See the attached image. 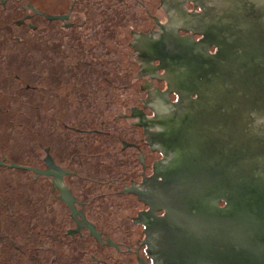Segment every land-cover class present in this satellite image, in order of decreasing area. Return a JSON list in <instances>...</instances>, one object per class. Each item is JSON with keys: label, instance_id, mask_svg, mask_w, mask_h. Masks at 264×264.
I'll list each match as a JSON object with an SVG mask.
<instances>
[{"label": "water", "instance_id": "95a60500", "mask_svg": "<svg viewBox=\"0 0 264 264\" xmlns=\"http://www.w3.org/2000/svg\"><path fill=\"white\" fill-rule=\"evenodd\" d=\"M56 2L43 0L49 10ZM168 2L79 0L89 15L79 30L57 22L37 28L36 16L17 27L22 2L0 5V156L54 176L62 200L73 208L61 180L67 171L49 157L50 169L41 170L48 148L59 165L77 173L66 181L88 202L89 218L131 247L141 238L131 219L144 207L134 195L118 192L161 159L133 113L154 116L144 105L148 83L176 100L163 80L143 73L132 32L157 33L154 18L166 26L174 12ZM199 2L203 10L195 22L202 42L175 39L168 48L149 42L169 69L166 82L182 96L174 104L181 109L163 117L160 135L174 148L160 196L168 200L163 209L174 231L172 253L180 264H264V0ZM62 3L66 8L70 1ZM179 5L201 12L196 1ZM197 44L205 49L199 55ZM211 46L213 54L206 50ZM194 93L198 99L190 98ZM0 198L18 215L12 226L0 204V255L9 239L19 243L20 234L48 244L49 235L68 228L48 179L0 169Z\"/></svg>", "mask_w": 264, "mask_h": 264}, {"label": "flooded vegetation", "instance_id": "af4514ba", "mask_svg": "<svg viewBox=\"0 0 264 264\" xmlns=\"http://www.w3.org/2000/svg\"><path fill=\"white\" fill-rule=\"evenodd\" d=\"M8 0H0V5H3ZM22 2L20 10L21 18L17 17L14 21L15 25L22 26L26 24L28 19H32V16L38 18L37 28H43V23L50 24L57 22L58 26L63 29L71 30L73 28L79 30L82 25H86L89 22V15L87 8H81L79 0H69V5L65 8L63 0H57L52 5L51 10L44 6L43 0H39L37 5L28 0H19ZM168 10L174 11L170 16L169 21L161 24L154 18L155 24L158 26L159 31L149 32V34H136L132 32L135 40L133 43L134 49L139 59L142 62L143 73L147 74L151 78L164 81L166 83V94H174L176 100H167L162 96V92L152 89L151 84H146L145 89L149 92L148 99L144 102L145 106H149L154 110L153 117H146L142 110H134L133 115L138 118V124L143 128L146 133V144L152 149L157 150L161 154V159L153 161L151 164V170L149 173H141L140 181L132 180L130 185H123L122 189L118 192L120 194H132L136 200L143 205L144 209L138 212L136 217L131 219V222L137 227L141 228V238L135 239V245L131 247L126 243L124 237L121 239H115L107 229L104 230L101 223L89 218L87 207L88 202L82 201L74 193V190L70 184L66 181L67 177H75L77 173L70 170L66 166L59 165L48 154V148L43 150V167L41 170L50 169L45 162V159L49 157L51 161L63 171L67 173L62 176V183L66 187L67 191L73 198V208L69 207L66 202L62 200L61 189H59V180L54 176H46L43 174H35L32 171L21 169L23 165L14 164L9 161L6 156H0V169H18L33 174V179L45 178L50 180L51 190L55 193V197L60 204L66 209V217L69 222L68 228L60 234V229L56 230V233L49 235L48 244H44L41 237L36 240H32L30 237L19 235V243L14 242L12 239L7 241L8 250L0 255V264H180V257L173 254L172 249L174 247V239L172 238V225L166 219V211L163 209L168 206V200L164 202L160 199L163 190V184L168 177L167 167L174 156V148L169 147L167 143L161 140L160 135L165 130V126L162 122L163 117L167 114L175 112L179 107L175 108L174 104L180 103L182 96L177 94L171 83L166 82L165 77L170 76L169 69L166 64L158 59H155L156 54L150 50V41H159L163 47H170L174 43L175 39L188 40L202 42L203 35L199 33L196 20L202 13L200 0L196 1L199 4L201 12L184 11L179 7L180 2L184 0H168ZM86 6V4H85ZM29 13V14H28ZM87 18V19H86ZM39 25V26H38ZM183 32V34H179ZM199 36L198 39H194L195 36ZM194 49L197 55L201 54L203 47L196 46ZM214 46L207 47L209 51ZM161 71V73H159ZM151 91V92H150ZM190 98L198 99V96L194 93L190 95ZM181 109V108H179ZM3 112L0 107V113ZM129 144H125L127 146ZM132 146H137L133 145ZM25 166V165H24ZM145 167V166H144ZM34 168V167H33ZM38 169V168H37ZM40 169V168H39ZM57 184V185H56ZM166 184V183H165ZM164 184V185H165ZM1 200V198H0ZM167 203V204H166ZM5 213L11 220V225L15 226V222L18 218L17 214H13L8 204H2ZM224 204V203H222ZM16 227V226H15ZM92 231L94 233H92ZM129 239V237H127ZM23 242V243H22ZM11 248L14 251L12 254ZM124 249V250H121ZM124 254H127L128 258H124ZM29 256V257H27ZM15 257L17 260H12ZM24 257L30 258L27 262ZM133 259V260H132ZM19 260H22L20 262ZM133 262H132V261Z\"/></svg>", "mask_w": 264, "mask_h": 264}]
</instances>
